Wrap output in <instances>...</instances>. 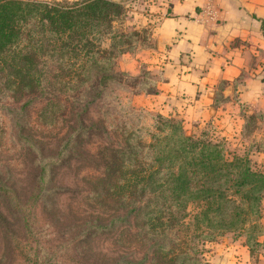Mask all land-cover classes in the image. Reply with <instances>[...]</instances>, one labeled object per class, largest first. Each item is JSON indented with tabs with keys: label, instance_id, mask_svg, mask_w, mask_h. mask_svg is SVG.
Returning a JSON list of instances; mask_svg holds the SVG:
<instances>
[{
	"label": "trees",
	"instance_id": "obj_1",
	"mask_svg": "<svg viewBox=\"0 0 264 264\" xmlns=\"http://www.w3.org/2000/svg\"><path fill=\"white\" fill-rule=\"evenodd\" d=\"M127 15L117 0H0V102L37 94L44 98L38 120L66 121V144L77 146L86 132L101 138L92 159L100 169L91 177L99 207L93 231L127 248L115 250L111 264H207L205 243L228 233L243 237L250 256L261 254L264 163L252 158L255 142L231 143L214 125L196 136L181 119L161 114L145 126L87 125L105 89L128 77L115 69L117 56L145 39V28L122 26ZM254 117L263 114L246 118ZM40 157L31 203L59 166ZM0 203L5 221L23 205L1 172ZM13 219L27 230L25 216Z\"/></svg>",
	"mask_w": 264,
	"mask_h": 264
},
{
	"label": "rangeland",
	"instance_id": "obj_2",
	"mask_svg": "<svg viewBox=\"0 0 264 264\" xmlns=\"http://www.w3.org/2000/svg\"><path fill=\"white\" fill-rule=\"evenodd\" d=\"M117 1L124 3L128 9L123 27L137 24L146 29L145 39L122 54L134 56L152 47L154 43L149 35L152 22L145 24L139 17L148 12L151 0ZM122 54L115 59L114 67ZM154 72L140 64L137 74L125 72L128 77L111 83L90 108L87 125L99 120H107L108 123L126 120L130 124L142 126L150 124L151 117L156 113L138 106L136 98L155 90ZM26 100L28 102L22 107L21 104ZM43 103L44 98L37 94L18 102L9 99L0 102V172L15 187L23 204L21 209L18 208L20 214L15 213L5 221L3 215H6V209H2L0 203V264H111L114 251L119 249V254H124L127 248L114 246L108 233L94 234L93 231L99 207L90 191L91 177L99 174L100 169L93 164L92 159L101 138L86 132L83 142L77 146L66 144L69 136L66 121L59 120L54 126L38 120L36 112ZM262 114L263 117L246 118L247 122L239 135L224 136L235 144L255 142L259 151L254 152L252 158L259 163H264ZM65 118L68 116L65 115ZM185 130L197 136L203 131H211V127L207 125ZM40 156L57 160L59 166L54 170L50 168L46 191L35 203H31L28 199L36 175L34 162ZM261 208L263 219L260 222L264 225V199ZM11 211L14 212V209L11 208ZM23 216L28 224L26 231L21 230L16 220L13 221V217ZM239 239L243 237L228 233L205 243L202 258L207 264H212L211 254L217 242ZM260 251L261 254L255 251L250 256V264H264V250Z\"/></svg>",
	"mask_w": 264,
	"mask_h": 264
},
{
	"label": "crops",
	"instance_id": "obj_3",
	"mask_svg": "<svg viewBox=\"0 0 264 264\" xmlns=\"http://www.w3.org/2000/svg\"><path fill=\"white\" fill-rule=\"evenodd\" d=\"M148 6L139 17L152 22L154 45L122 54L115 67L137 74L143 64L156 72L155 90L136 104L177 117L188 129L214 125L222 135H239L247 116L264 113V0H151ZM249 260L243 239L217 242L211 254L212 264Z\"/></svg>",
	"mask_w": 264,
	"mask_h": 264
}]
</instances>
